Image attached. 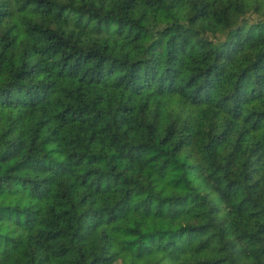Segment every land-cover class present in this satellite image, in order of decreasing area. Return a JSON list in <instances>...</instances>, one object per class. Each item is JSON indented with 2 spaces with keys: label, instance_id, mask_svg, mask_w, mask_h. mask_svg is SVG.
Here are the masks:
<instances>
[{
  "label": "trees",
  "instance_id": "16d2710c",
  "mask_svg": "<svg viewBox=\"0 0 264 264\" xmlns=\"http://www.w3.org/2000/svg\"><path fill=\"white\" fill-rule=\"evenodd\" d=\"M0 264H264V0H0Z\"/></svg>",
  "mask_w": 264,
  "mask_h": 264
}]
</instances>
